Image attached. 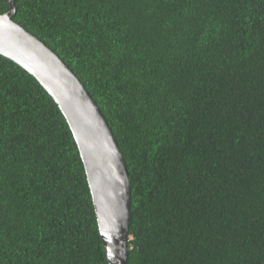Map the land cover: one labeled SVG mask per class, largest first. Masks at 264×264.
I'll list each match as a JSON object with an SVG mask.
<instances>
[{
  "label": "trees",
  "instance_id": "trees-1",
  "mask_svg": "<svg viewBox=\"0 0 264 264\" xmlns=\"http://www.w3.org/2000/svg\"><path fill=\"white\" fill-rule=\"evenodd\" d=\"M14 6L12 21L70 69L118 144L127 264H264V0ZM0 264H109L65 118L2 56Z\"/></svg>",
  "mask_w": 264,
  "mask_h": 264
},
{
  "label": "water",
  "instance_id": "water-1",
  "mask_svg": "<svg viewBox=\"0 0 264 264\" xmlns=\"http://www.w3.org/2000/svg\"><path fill=\"white\" fill-rule=\"evenodd\" d=\"M0 15V56L32 76L65 118L84 165L102 243L109 264L128 263L131 191L116 140L96 103L70 69L12 18Z\"/></svg>",
  "mask_w": 264,
  "mask_h": 264
}]
</instances>
